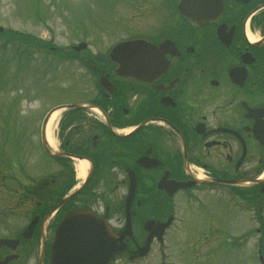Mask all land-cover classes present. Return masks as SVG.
<instances>
[{"label":"flooded vegetation","instance_id":"1","mask_svg":"<svg viewBox=\"0 0 264 264\" xmlns=\"http://www.w3.org/2000/svg\"><path fill=\"white\" fill-rule=\"evenodd\" d=\"M210 21L202 27L185 20L162 25L153 42L169 39L176 49L164 52L170 66L159 74L140 66V78L127 79L115 74L112 62L90 64L98 76L109 77L114 90L92 99L102 109L99 115L77 111L70 115L72 125L62 129L69 122L62 123L61 175L41 182L39 194L19 197L25 207L10 222L5 213L0 226L11 233L0 238L11 241L0 247V264H50L55 228L81 208L107 217L116 230L130 231L132 237L123 238L128 248L123 256L136 257L149 236H154L152 243L162 242L158 236L167 222L165 233L175 228L178 196L218 198L224 185L239 192L234 182L255 178L256 169L264 167V143L256 137L264 133V115L255 112L264 108V0H219ZM130 121L141 127L115 134L112 125ZM75 155L90 160L83 184L52 212L79 179L70 166ZM198 168L205 178L231 183L195 185L202 179ZM210 228L214 243L217 228Z\"/></svg>","mask_w":264,"mask_h":264},{"label":"rangeland","instance_id":"2","mask_svg":"<svg viewBox=\"0 0 264 264\" xmlns=\"http://www.w3.org/2000/svg\"><path fill=\"white\" fill-rule=\"evenodd\" d=\"M171 2L0 0V27L5 29L0 33V151L4 140L12 138V132L21 136V147L9 145L0 152H3L0 169L10 164L2 168V174L8 178L0 182V188L15 182L22 186L23 182L27 185L49 178L51 183V179H59L58 166L41 149L44 115L56 105L88 99L90 94L85 91L96 88L95 78L86 70V54L74 61L70 55L76 57V54L70 49L85 41L94 53L108 54L114 45L140 35L141 31L158 35L163 23L177 21ZM154 24L159 26L148 30ZM12 30L30 37L13 38ZM40 39L46 40L50 51L36 46ZM3 83L4 89H1ZM28 132L31 147L26 143ZM10 176L14 179L9 180ZM20 194L13 192L9 199L0 194V223L5 213L10 222L13 216L23 212L18 210ZM176 201L182 223L169 238L172 247L155 244L146 261L134 264H261L264 251L260 255L259 244L264 236V194L255 204L261 208L254 211L255 223L252 214L234 206L226 195L218 198L202 195L198 201L180 195ZM19 222L18 217L15 223ZM213 224L218 227V241L200 248ZM251 227L254 229L248 231ZM10 233L0 226V237ZM246 234L254 238L248 239ZM194 240L201 241L195 245L198 248L191 245Z\"/></svg>","mask_w":264,"mask_h":264},{"label":"water","instance_id":"3","mask_svg":"<svg viewBox=\"0 0 264 264\" xmlns=\"http://www.w3.org/2000/svg\"><path fill=\"white\" fill-rule=\"evenodd\" d=\"M216 1L213 0L212 6L216 7ZM212 6L210 0H181L179 10L187 17H196L208 14ZM142 45L150 49L154 48V45L144 40L124 42L115 47L112 56L122 64L121 55L125 50H136ZM164 46L165 44L162 47ZM85 47L83 43L76 49ZM137 62L136 59L127 63L125 67L134 71L138 68ZM48 119L49 116L44 123V132ZM122 250L123 248L118 245L116 234L103 219H99L89 211H78L68 215L58 228L52 246L51 264H109Z\"/></svg>","mask_w":264,"mask_h":264},{"label":"bare ground","instance_id":"4","mask_svg":"<svg viewBox=\"0 0 264 264\" xmlns=\"http://www.w3.org/2000/svg\"><path fill=\"white\" fill-rule=\"evenodd\" d=\"M59 114L58 113H55L50 122H49V125H48V129H47V134H48V138L49 140L51 141V143L53 145H55V137L53 135V132H54V129L56 127V124H57V120H58V117ZM79 170H80V176L81 177H84L85 173H86V170H87V163L83 162V161H79Z\"/></svg>","mask_w":264,"mask_h":264},{"label":"trees","instance_id":"5","mask_svg":"<svg viewBox=\"0 0 264 264\" xmlns=\"http://www.w3.org/2000/svg\"><path fill=\"white\" fill-rule=\"evenodd\" d=\"M11 34H12L13 38L22 37V35H19V34L14 33V32H11ZM18 40H20V39H18ZM0 85H1V83H0ZM1 89H4V83L1 86ZM11 137H12L11 139H5L4 140V144L2 145L3 148L6 149L7 147H9V145H14V144L18 147H21V144L19 143V139L21 138V136H19V134H17V133L12 132ZM10 141H11V144H10ZM3 148L1 149V151L3 150Z\"/></svg>","mask_w":264,"mask_h":264}]
</instances>
